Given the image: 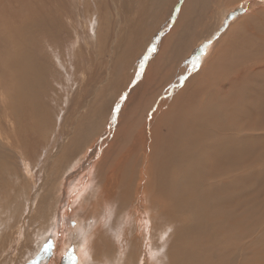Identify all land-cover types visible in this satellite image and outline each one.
<instances>
[{
    "label": "bare ground",
    "instance_id": "6f19581e",
    "mask_svg": "<svg viewBox=\"0 0 264 264\" xmlns=\"http://www.w3.org/2000/svg\"><path fill=\"white\" fill-rule=\"evenodd\" d=\"M240 1L226 0L231 3L223 7L210 2V24H202L194 36L190 17L182 13L193 17L195 12L183 0H68L65 8L58 5L61 0L55 1L57 7L40 0L41 15L23 23L24 31L5 20L8 36L0 30V207L5 205L1 209L7 214L0 229L9 234L0 237V264H120L125 259L129 264H219L223 252L243 246L240 237L251 232L245 219L256 206L254 211L238 207L244 215L240 219L225 201L235 199L227 194L239 185L240 174L249 179L264 172V3L256 11L250 4L234 8ZM245 6L252 10L231 24ZM182 18L191 50V45L184 49L188 33ZM58 30L65 33L56 38ZM236 45H241L238 51ZM165 82L173 92L157 102ZM89 137L94 145L78 172L68 175L70 191L56 188L51 195H58L55 209L42 213L39 199L49 179ZM100 154V165L89 174ZM205 163L210 182L202 180ZM30 166L43 174L40 184ZM90 179L92 195L98 197L96 216L100 219L101 213L103 222L94 226L86 256L62 246L60 236L70 239L76 227L71 206L79 203ZM129 186L134 191L127 208ZM162 191L171 194L169 200L159 195ZM9 195L20 199V208L12 207ZM161 199L181 223L176 229L156 226L155 236L151 230L149 236L140 219ZM257 216L260 220L251 218L255 233L264 210ZM172 237L174 243L164 252ZM45 242L51 247L36 256ZM262 243L261 238L257 246Z\"/></svg>",
    "mask_w": 264,
    "mask_h": 264
},
{
    "label": "rangeland",
    "instance_id": "374dc122",
    "mask_svg": "<svg viewBox=\"0 0 264 264\" xmlns=\"http://www.w3.org/2000/svg\"><path fill=\"white\" fill-rule=\"evenodd\" d=\"M52 1H56V0H45V2H46V4L47 5H50V3L52 2ZM63 1V2H62ZM66 1L68 2V0H61V2L62 3H58V5L60 6L61 5V7H66L67 5L66 4H68V3H66ZM175 0H172V2H171V0H168V4H170V3H172L173 4V2H174ZM187 1V2H186ZM206 1H208V6H206V9H205V5H207V2ZM224 1H225V3H226V0H203V2H202V0H183V4H185L184 6H185V8H187V9H192L193 8V11L195 12V13H193V17L192 16H185V13H182V15H184V17L185 18H187L188 19V17H190V20H191V25H190V28L192 29H190L191 31V36L195 33L194 31H196V32H198L200 29H202L203 27V25L202 24H205L206 26H209V24H210V21L209 20H211V16H210V9H212L211 8V5L212 6H215V2H216V7H218L219 5V7H223V6H227L228 5V3H231V2H227V4H225L224 3ZM234 0H232V2H233ZM251 0H243V2H239L238 4H236L235 6H233L234 8H236V7H243L245 4H250V6L249 5H247V6H249V7H251V8H253V10L254 11H256V10H258L259 8H262L261 6L263 5V4H260L261 3V1L264 3V1L263 0H257L258 1V4H257V6H254V5H252L253 3L252 2H250ZM0 30L2 31V32H5L6 33V35L8 36V31H7V26L10 24L11 25V27H13L15 30L16 29H21L22 31H24L25 29H26V26H23V23L24 24H26V22L27 21H29V19L31 18V16H34V17H37V16H39V15H41V6L40 5H42V3L40 2V0H0ZM212 4H211V3ZM11 3V4H10ZM195 4V6L194 7H192L194 4ZM205 5H204V4ZM57 3L55 2V5H56ZM64 4V5H63ZM171 4V5H172ZM182 3L179 5L180 7L183 5ZM211 4V5H210ZM189 5L191 6L190 8H189ZM202 6H203V8H202ZM247 6H245V9H244V11H243V14H242V12L241 13H239L238 14V16H236V17H234V19L231 21L232 23L231 24H233V21H236L238 18H242L243 16H246V15H248V13L250 12V10H252L251 8H249V7H247ZM254 6V7H253ZM31 7V8H30ZM56 7H57V5H56ZM171 7H173V5L171 6ZM179 7V8H180ZM175 8H176V5H175ZM184 8V9H185ZM194 8H196V9H194ZM230 8H232V7H230ZM248 8V9H247ZM187 9H185L186 11H183V12H187V14H189V15H192L191 13H190V11H191V9H190V11H188ZM171 10V9H170ZM199 12H198V11ZM11 11V12H10ZM160 11L161 12H163V8L161 9V10H159V13H160ZM193 11H191V12H193ZM207 11V12H206ZM249 11V12H248ZM170 12V11H169ZM197 12V13H196ZM9 13H10V18H9ZM203 13V14H202ZM204 13H205V15L206 14H209V15H206V18L205 17H203V15H204ZM202 14V15H201ZM168 15H169V13H168ZM197 15V16H196ZM196 16V17H195ZM208 16V17H207ZM183 17V18H184ZM201 17V18H200ZM182 18V19H183ZM198 18H200V19H198ZM203 18H205L204 20H205V22H204V20H203ZM209 18V19H208ZM236 18V19H235ZM193 19V20H192ZM207 19V20H206ZM5 20H6V22L8 21V24H7V26H6V31H4V28H3V25H4V23H5ZM184 21H186V19H183L182 20V23H181V25H184L185 27H186V29L187 28H189V26L186 24V22H184ZM201 21H203V23L201 22ZM208 21V22H207ZM183 22L185 23V24H183ZM196 22V23H195ZM231 24H229V25H227V26H230ZM39 25H42L41 23H39ZM55 25H57V23L55 24ZM196 26V27H195ZM199 26V27H198ZM206 26H204V27H206ZM171 28H172V26H170ZM196 28V29H195ZM198 28V29H197ZM185 29V31L188 33V38H187V41H188V44L187 45H185V47H184V49L187 47V49L189 48V46L191 45V37H190V33H189V29H187L186 30ZM228 29V27H226V28H224L222 31H220V33H218V35H217V39H219L220 38V36L221 35H223L226 31L225 30H227ZM192 31H193V33H192ZM43 33H45V34H48V31L47 30H45V31H43ZM60 33H65V32H61L60 30H58V33L57 34H55V37L56 38H58V37H62L63 35H61ZM194 36V35H193ZM43 41L44 40H42L41 41V44L43 43ZM213 44V43H212ZM61 45V44H60ZM140 45H141V43H140ZM44 48H46V46L45 45H42ZM211 47H212V45H211V43H208V48L206 49V50H208L207 52L209 53L210 52V49H211ZM240 47H241V45H236V46H234V48H235V50L236 51H238V49H240ZM242 47H244V48H246V50L247 51H249V44H244ZM61 48H62V52H63V49H64V47L61 45ZM191 48H192V45H191V47H190V50H191ZM148 49V47L146 46V43H143L142 44V53L143 54H145V52H146V50ZM187 49H186V51H187ZM185 51V52H186ZM207 52H205L204 53V55L206 54V57H207ZM205 58V56L203 57V59ZM202 59V60H203ZM213 58H210L209 59V62L212 60ZM135 60H139V58H135ZM202 60H201V62H200V64H199V67L197 68V71L196 72H198L199 71V68H201L200 66H202L201 64H202ZM134 66L137 68L138 66H139V61H137V62H135V64H134ZM206 68V67H205ZM170 72H168L167 74H165V75H167L168 77H167V79H166V81L168 80V78H169V74ZM44 87V85L41 87V88H43ZM173 91H172V89H171V87L170 86H168V83L167 82H165V85H164V87L161 89V91H160V93H159V95H158V97H157V99H156V101L158 102V100L159 99H161V98H163V96L164 95H166V94H170V93H172ZM56 111L57 110H54V113H56ZM110 111V110H109ZM107 117H108V115H107ZM215 125V123H211V125ZM52 128L53 127H51L50 128V131L52 130ZM204 130H208V128H205L204 127ZM217 134H219L218 132H216ZM93 145H94V142L92 141V139H91V137H89V140H82L79 144H78V146H77V149L75 150V152H74V154H73V156H72V158H71V160L70 161H68L67 163H65L66 164V166H64L63 168H62V170H61V168H60V170H59V172L55 175V176H53V177H51L50 179H49V181H50V184L48 185V186H46L45 188H44V190L42 191V194H41V197H40V201H44V202H42L41 203V205L39 206V209H41L40 211L42 212V213H45V214H48L49 212H53V210L55 209V205H54V201H55V199H56V197L58 196V195H56L55 196V198H52V194L53 193H55L58 189H59V187L60 188H62V191H64V190H67V192H68V190H69V186H71L73 183L72 182H70V180H71V178L69 179V176L71 175V174H75L76 172H78V168H79V165L81 164L80 162L82 161V159H83V157L85 158V157H87V154L91 151V149H92V147H93ZM88 152V153H87ZM49 159H51V158H49ZM101 159H102V154H100L99 155V157L93 162V163H95L94 165H93V163L91 164V165H93L92 166V168H91V170H90V172H89V174H92V172L94 171H92V169H95L96 170V166H99L100 165V163L98 162V161H100L101 162ZM248 159H245V161H247ZM70 163V166L68 165ZM98 163V164H97ZM30 164L32 165V162H30ZM97 164V165H96ZM33 166V165H32ZM32 166H30V170H31V172L33 173V177H34V179H35V175H36V181L38 180V182H39V184L41 183V180H42V173H40V172H38V168L36 167L35 168V170L33 169V167ZM95 166V168H93ZM61 167V166H60ZM66 167V168H65ZM256 167L258 168V164L256 165ZM67 170V171H66ZM76 170V171H75ZM262 170H264V166H263V169ZM69 171V172H68ZM75 171V172H74ZM92 171V172H91ZM34 173H36V174H34ZM59 173H61L60 175H59ZM241 173V172H240ZM211 171H208L207 170V163H205L204 164V172H203V176H202V180L204 181V180H207V181H209L210 182V179H211ZM69 175V176H68ZM80 175V174H79ZM57 176H58V178H57ZM68 176V177H67ZM91 176V175H90ZM194 176H195V178H196V182H197V176H196V173H194ZM67 177V178H66ZM79 177V176H78ZM53 178H55V179H53ZM66 178V179H65ZM153 178H154V174H153ZM92 179V178H91ZM91 179L89 180V181H87V182H89V184L86 182V184H85V186L84 187H82V189H84L82 192L83 193H81L80 195H79V197L76 199V201H79V203L77 202V203H75L74 204V206H71V217H73L71 220L73 221V222H71V223H73V228H74V226H76L75 228H74V231H73V233L70 235V239H67V237H66V235L65 234H62L61 236H60V243H61V245L62 246H64L66 249L68 248H70L69 250L71 251V252H73V253H75V251H78V250H80V252H79V254H85V251H87V249H85L84 248V242H85V239H87V241H88V243H87V245L90 243V239L92 238V237H90V236H93L92 235V233L94 234V231L96 230V227H94V226H97L98 225V221L101 223V222H103V218H102V215H101V213H100V219L99 218H97L98 216H96V214H98L97 213V211L96 210H98V212H99V206L97 205L98 204V197L95 195V194H93L92 195V187H91V185H90V181H91ZM199 180V179H198ZM1 181V180H0ZM59 181H60V183H62L61 185H59ZM200 181V180H199ZM223 181H226L224 178H223ZM240 181V182H239ZM215 182V181H214ZM239 183V185L238 184H236L235 186H237L238 187V189H236L237 187H235V188H232L231 187V190H233L232 192H230V193H233V194H227L229 197H232V199H233V196H234V198L235 199H233V200H231L229 197V201L228 200H226L225 201V203L226 204H228V205H226V204H223L224 205V207H225V205H226V207H235L236 209L238 208V207H250L251 208V210L252 211H254V209H255V211H254V213H250L249 214V217H251V218H253V219H256L258 216L257 215H259L260 216V214L263 212V210H264V208H261V207H264V172L262 173V175L260 174V175H258V176H254V177H250L249 179H247V178H244V177H242V175L240 174L239 175V177H238V179H237V181H236V183ZM243 182V183H242ZM2 183V182H1ZM58 183V184H57ZM52 184V185H51ZM243 186V189H242V186ZM54 186V187H53ZM57 186V187H56ZM64 186V187H63ZM50 187H53V188H50ZM86 187V188H85ZM250 187H252L253 189L251 190V188ZM55 188V189H54ZM56 188H57V190H56ZM133 188L134 187H131V186H129V189H128V193H127V196H126V200H127V202H126V204H127V208L131 205V198H132V193H133ZM230 188V187H229ZM228 188V189H229ZM249 188V189H248ZM81 189V190H82ZM237 191H240V189H242L240 192H242V193H240L239 192V197H237L236 198V195L238 194L237 192H236V194H234L235 193V190ZM246 189H247V191H246ZM230 190V189H229ZM262 190V191H261ZM70 191V190H69ZM154 191V190H153ZM252 191V192H251ZM19 192V186L18 185H16L15 186V190L14 191H12V193L14 194V195H16L17 193ZM86 193V195H87V197H83L84 195H85V193ZM131 194V195H130ZM153 194H155V191L153 192ZM166 194V192L165 191H162V192H160V194L159 195H161V196H163V197H166L167 198V200H169V197H170V195H165ZM82 195V196H81ZM231 195V196H230ZM233 195V196H232ZM244 195H246V196H244ZM68 196H70V195H67L66 194V198H68ZM238 196V195H237ZM46 197V198H45ZM76 197V196H75ZM80 197H81V199H80ZM249 197V198H248ZM42 198V199H41ZM206 198H207V196L204 198L205 200L204 201H206ZM244 198V199H243ZM251 198V199H250ZM15 199V197L14 196H11V195H9V197H8V201L11 203V205L13 204V203H15V205L14 206H12V207H18V208H20L21 206H20V204L18 203L19 201H20V199H18V197L15 199V200H17L16 202L15 201H13V202H11L12 200H14ZM86 199V200H85ZM88 199V200H87ZM236 199H237V202H236ZM250 199V200H249ZM257 199V200H256ZM74 200V199H73ZM72 200V201H73ZM251 202L250 204H248V206H247V203H249V201ZM252 200V201H251ZM259 200H261L263 203H261V204H263V205H259V204H257V203H254V202H259ZM233 201L235 202V204H233ZM239 201V202H238ZM38 203V202H37ZM245 203V204H244ZM17 205H19V206H17ZM90 205V206H89ZM169 205V203L166 201V200H164V199H161V200H159V201H155V207L154 206H152L151 208H150V210L149 211H147V212H144V213H142V218L140 219L141 221H144L145 222V226H147L146 227V229L148 230V235L150 236V233L152 232V234L155 236V227L157 226V227H164L165 225L166 226H171V227H173V229H176V228H178V226L180 225V223H181V220L179 221V219L178 218H175V216H174V214H172L171 213V211L172 210H170V206H168ZM8 206H10V204L8 203V205H7V208H8ZM62 206H63V204H62ZM253 206H256L255 208H253ZM1 207H2V205H1ZM1 207H0V214H1V216H0V221H1V219H2V217L4 218V217H6V214L7 213H5L4 212V210H2L1 209ZM5 207V205L2 207V208H4ZM11 207V206H10ZM74 207V208H73ZM87 207H89L88 208V210H89V212H88V215H87ZM259 207V208H258ZM6 208V209H7ZM80 208V209H79ZM9 209V208H8ZM7 209V210H8ZM86 209V210H85ZM153 210H154V213H153ZM250 210V211H251ZM259 212H258V211ZM156 211V212H155ZM237 211H238V214H239V216H240V219L241 218H244V217H242V216H244V215H242L241 213L243 212V210H238L237 209ZM241 211V212H240ZM249 211V212H250ZM251 211V212H252ZM150 212V213H149ZM170 212V213H169ZM146 213V214H145ZM147 213L149 214L148 216H147ZM95 216H94V215ZM252 214H254V215H252ZM111 216H112V214H111ZM144 216V217H143ZM54 217H55V215H54ZM91 217H92V219H91ZM94 217V218H93ZM97 218V219H96ZM111 219H112V217H110ZM251 218H249V219H245L246 221H247V223H251V225H250V228H251V232H249L250 234H249V236H247L246 234L245 235H243V236H247V237H240V239H239V241L241 242V243H244L243 244V246H241L240 247V249L239 250H234V249H232V250H230V251H227V252H223L222 253V256L221 257H218L217 258V261H216V263H219V264H231L232 262H233V264H264V226L262 225L261 226V229H259L260 228V225H259V223H261L262 221H263V224H264V220H261V222H259L258 221V225L257 224H255L256 226V228H254V229H258L257 231L256 230H254V231H256V232H258V233H255V232H253L252 231V228H253V221L251 222ZM155 219V220H154ZM252 219V220H253ZM83 220V221H82ZM256 220H260L259 219V217H258V219H256ZM254 221V223H256L257 221ZM79 221V222H78ZM80 221H81V223H80ZM89 221V222H88ZM92 222V223H91ZM97 222V223H96ZM119 222H124L123 220H121V221H119ZM147 222H148V225H147ZM150 222V223H149ZM159 222V223H158ZM88 223V224H87ZM94 223V224H93ZM247 223H246V225H247ZM91 224V225H90ZM152 224V225H151ZM157 224V225H156ZM88 225V226H87ZM101 225V224H100ZM150 225L151 226H153L152 228L150 227ZM148 227H150V228H148ZM156 227V228H157ZM259 227V228H258ZM54 228V227H53ZM72 228V229H73ZM90 228V229H89ZM86 230V231H85ZM92 230V231H91ZM150 230H151V232H150ZM157 230H158V228H157ZM78 231H80V232H78ZM90 231H91V233H90ZM36 232V231H35ZM34 232V233H35ZM253 232V233H252ZM34 233H32L33 234V236L34 235H36V234H34ZM79 233H81V235H79ZM105 233V230H101V232H100V235H103ZM7 234H9V233H5L2 229H0V237H4V235H7ZM32 234L30 235V238L31 239H34V238H32L33 236H32ZM43 234V233H42ZM42 234H40L39 236H38V238L42 235ZM163 235V234H162ZM161 235V236H162ZM263 235V236H262ZM32 236V237H31ZM88 236V237H87ZM174 237V236H173ZM171 238V240L169 241V244H165V247H164V252H166V251H168V248H170V246L174 243V241H175V238ZM255 237V238H254ZM37 238V239H38ZM262 238V240H263V243H262V245L259 247V246H257V244H258V242H259V240ZM40 240H43V238H39ZM89 239V240H88ZM62 240V241H61ZM72 240V241H71ZM70 241V242H69ZM78 243H77V242ZM47 242V241H46ZM45 242V243H46ZM67 242H69L68 244H66ZM151 242V241H150ZM232 241H230V243H231ZM48 243V242H47ZM47 243L46 244H44L39 250H36V256L37 255H41V253L43 254V252H42V250H45L44 248H46V245H47ZM83 243V244H82ZM235 243H232L229 247H227V248H232V245H234ZM147 245H150V243H147ZM81 246V247H80ZM257 246V247H256ZM243 247V248H242ZM87 248V247H86ZM42 249V250H41ZM76 249V250H75ZM242 249V250H241ZM234 250V251H233ZM47 253V252H46ZM226 253H228L230 256L228 257L229 258V260H227V255H226ZM98 257V256H97ZM101 258H102V256H100ZM231 257V258H230ZM117 257H115L114 258V260L116 259ZM234 259L233 261H231L230 259ZM73 259V258H72ZM127 260L125 259V261H123V262H121L120 264H129L128 263V261L126 262ZM166 260H164V262H165ZM235 262V263H234ZM22 264V263H21ZM72 264V263H71Z\"/></svg>",
    "mask_w": 264,
    "mask_h": 264
},
{
    "label": "snow or ice",
    "instance_id": "6c2138e0",
    "mask_svg": "<svg viewBox=\"0 0 264 264\" xmlns=\"http://www.w3.org/2000/svg\"><path fill=\"white\" fill-rule=\"evenodd\" d=\"M195 66V65H194ZM143 68V64H141V69ZM117 111H119V105H117ZM87 243H88V241H87V239H85V242H84V248L86 249V247H87ZM49 247H51V245H47L46 246V250H47V248H49ZM85 255L87 256V251H85ZM77 264H78V262H77Z\"/></svg>",
    "mask_w": 264,
    "mask_h": 264
}]
</instances>
